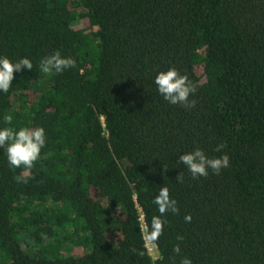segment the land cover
I'll return each instance as SVG.
<instances>
[{
    "label": "trees",
    "instance_id": "1",
    "mask_svg": "<svg viewBox=\"0 0 264 264\" xmlns=\"http://www.w3.org/2000/svg\"><path fill=\"white\" fill-rule=\"evenodd\" d=\"M55 51L75 66L45 74ZM0 55L33 62L0 127L47 136L30 169L0 148V264H264V0H0ZM169 67L194 107L157 92ZM194 147L230 166L193 178ZM162 186L178 212L150 242Z\"/></svg>",
    "mask_w": 264,
    "mask_h": 264
},
{
    "label": "clouds",
    "instance_id": "2",
    "mask_svg": "<svg viewBox=\"0 0 264 264\" xmlns=\"http://www.w3.org/2000/svg\"><path fill=\"white\" fill-rule=\"evenodd\" d=\"M75 63L76 61L72 57L62 56L59 51H55L53 54L41 58L39 67L45 74L61 73L74 67ZM31 69H33V62L28 56L13 61L7 56L0 55V92L9 91L15 73ZM153 82L157 92L169 104H178L186 109L195 106V100H190L189 97L196 93L197 85L175 67L158 71ZM12 119L11 115L4 116L8 125H11ZM46 139V130L43 126L0 127V148L6 146L7 162L13 168L23 165L26 169H30L34 162L40 158L41 150L46 145ZM223 147V144L218 145L216 151H220ZM177 162L179 165L183 164L186 172L190 173L193 178L206 177L209 175V170L214 174H219L222 169L230 166V158L226 153L218 157H210L200 147H194L191 151L181 153ZM177 181L178 183L183 181V174L177 176ZM152 203L157 206L159 215L152 217L150 231L146 233V239L155 242L163 233L164 225L168 223L165 213H177L178 206L176 199L170 196L167 186L160 187ZM191 220V214L184 216L186 223ZM177 239L182 240L183 237L177 236ZM173 251L179 254L180 246H174ZM180 264H193V260L189 256H183Z\"/></svg>",
    "mask_w": 264,
    "mask_h": 264
},
{
    "label": "rangeland",
    "instance_id": "3",
    "mask_svg": "<svg viewBox=\"0 0 264 264\" xmlns=\"http://www.w3.org/2000/svg\"><path fill=\"white\" fill-rule=\"evenodd\" d=\"M147 248H148V251L150 252V254H151L154 258H156V257H157V253H156L154 247H153L150 243H148V242H147Z\"/></svg>",
    "mask_w": 264,
    "mask_h": 264
}]
</instances>
